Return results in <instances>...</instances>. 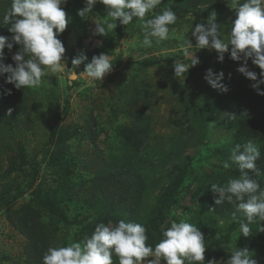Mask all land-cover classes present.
<instances>
[{
  "label": "rangeland",
  "instance_id": "obj_1",
  "mask_svg": "<svg viewBox=\"0 0 264 264\" xmlns=\"http://www.w3.org/2000/svg\"><path fill=\"white\" fill-rule=\"evenodd\" d=\"M255 1L249 9L239 10L237 0H0V21L6 15L14 20L20 52L13 53L12 60L21 63L18 71L23 73L15 82L21 105L6 109L8 119L0 116V264L26 260L28 240L8 221L7 211L20 217L28 207L35 208L23 172L40 162V175H48L45 163L55 150L50 129L56 118L75 161L73 177L83 184L81 189L75 184L74 193H90L93 184L88 180L102 166L118 164L129 156H141L156 166L160 151L154 149L196 125V111L186 103L200 96L203 86H210L206 93L210 99L251 92L259 85L264 88V0ZM246 23L252 27L246 36L233 29L235 24L245 29ZM4 39L0 32V46ZM201 49L211 61L207 71L194 73L201 82L198 87L189 72H195L190 66ZM71 56L81 60L75 69ZM149 59L159 63L140 65ZM65 101L70 109L64 116ZM146 105L147 142L135 154L129 144H120L117 132L131 129L134 117ZM251 115L252 111L245 112ZM89 116L101 130L97 148L81 135L70 138V132L83 126ZM221 124L214 121L211 142L218 140ZM198 164L193 163L194 174L205 169L206 161ZM191 181L185 180L179 201L167 217L169 245L135 263L117 264H169L188 257L192 264H223V257L214 260L218 252L231 254L232 264L264 262V220L260 217L252 233L257 243L245 249L236 245L233 230L222 224L215 227L212 219L209 224L214 227H189V210H195L200 200L196 184L187 192ZM39 211L38 223L47 232L44 238L51 254L66 264H105L100 247L74 243L75 227L63 229ZM109 227L108 232H117L113 225ZM239 229L244 228L237 224L235 230Z\"/></svg>",
  "mask_w": 264,
  "mask_h": 264
},
{
  "label": "trees",
  "instance_id": "obj_2",
  "mask_svg": "<svg viewBox=\"0 0 264 264\" xmlns=\"http://www.w3.org/2000/svg\"><path fill=\"white\" fill-rule=\"evenodd\" d=\"M257 3L255 0H237L236 6L243 10ZM235 27L233 29L241 36L248 35L252 29L249 23L245 29L238 24ZM0 32L5 36L0 46V116L8 119L11 116L5 113L6 109H17L21 105V91L15 82L19 75L23 77V73L18 71L21 63L15 64L12 60L13 53L20 52V43L10 16L1 18ZM120 34L118 29L117 38ZM256 40L258 42L257 36ZM71 58L75 69L81 60L74 56ZM210 61L211 56L201 49L191 63L190 68L195 72L189 74L198 87L201 82L194 73L207 71ZM158 63L149 59L141 61L140 65ZM209 88V85L203 86L200 96L197 94L193 102L186 103L196 111V125L170 136L159 149H154L160 151L156 166L141 156H135V159L125 157L118 164L102 166L99 174L88 180L93 184L90 193L85 190L74 193L75 184L79 189L83 184H77L73 177L75 161L60 130L59 117L56 118L50 129V140H55V150L45 163L48 175H40V162H34L28 172H23L24 186L35 208L28 207L27 214L20 217H13L14 213L7 211L8 221L28 240L24 264H66L50 253L44 238L47 232L38 223L39 210L63 229L75 227L74 243L100 247V257L105 264L135 263L151 252L167 247L170 243L167 217L178 203L186 179H192L186 186L187 192L196 184L195 192L200 199L197 208L189 210L186 222L189 227L207 225L220 228L222 224L224 228L233 230L240 249L255 245L257 237L252 236L258 226L255 219L260 217L264 220V88L259 85L251 92L219 94L217 99L206 95ZM202 97V102L198 103ZM147 108L148 105L142 107L140 115L134 117L131 129L117 132L120 144H129L135 154L141 153L147 142L144 114ZM69 109V103L65 101L64 116ZM248 110L252 115L247 117L245 112ZM215 120L222 124L218 129L220 134H216L218 140L211 142V137H215L212 130ZM100 132L94 117L89 116L83 126L70 132V138L81 135L97 148ZM57 133L59 137L55 139ZM205 161V169L194 174L193 163L198 162L201 166ZM167 165L170 166L169 171L165 170ZM154 173L153 181L149 182L148 179H152L150 175ZM16 197H11V204ZM210 219L214 226L209 224ZM237 224L244 229L235 230ZM110 225L117 231L116 235L108 232ZM241 234L248 239H241ZM262 244L264 246V238ZM222 257L225 258L222 259L223 264L233 258L229 253L218 252L214 260ZM187 259L169 264H192Z\"/></svg>",
  "mask_w": 264,
  "mask_h": 264
}]
</instances>
